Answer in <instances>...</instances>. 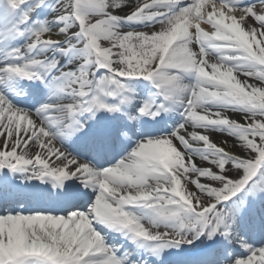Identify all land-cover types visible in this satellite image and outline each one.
<instances>
[{
    "label": "snow or ice",
    "instance_id": "1",
    "mask_svg": "<svg viewBox=\"0 0 264 264\" xmlns=\"http://www.w3.org/2000/svg\"><path fill=\"white\" fill-rule=\"evenodd\" d=\"M0 264H264V0H0Z\"/></svg>",
    "mask_w": 264,
    "mask_h": 264
}]
</instances>
